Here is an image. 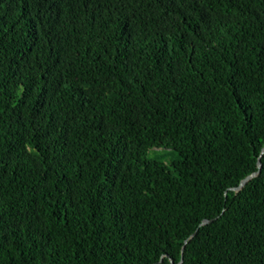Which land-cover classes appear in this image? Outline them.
I'll return each instance as SVG.
<instances>
[{"label": "trees", "instance_id": "16d2710c", "mask_svg": "<svg viewBox=\"0 0 264 264\" xmlns=\"http://www.w3.org/2000/svg\"><path fill=\"white\" fill-rule=\"evenodd\" d=\"M263 146L264 0H0V264H264Z\"/></svg>", "mask_w": 264, "mask_h": 264}, {"label": "water", "instance_id": "95a60500", "mask_svg": "<svg viewBox=\"0 0 264 264\" xmlns=\"http://www.w3.org/2000/svg\"><path fill=\"white\" fill-rule=\"evenodd\" d=\"M262 154H264V146L261 148L260 153H259V156H258L257 170H255V171L251 172L250 174L246 175L245 177H243V178L240 180V182L238 183V185H237V186H234V187H231V189H233V190H235V191L240 190V189L246 184V182H248L252 177L256 176V175L259 173L260 168H261V161H260V158H261ZM213 219H214V218H204V219L200 222L199 226H200V225L207 224V223L211 222ZM196 231H197V229H195V230L191 233L190 237H192V236L196 233ZM185 242H186V241H185ZM182 252H183V246H182V248H181V258H180V261L178 262V264H181L182 261H183V258H182ZM171 262H172V260H171Z\"/></svg>", "mask_w": 264, "mask_h": 264}]
</instances>
